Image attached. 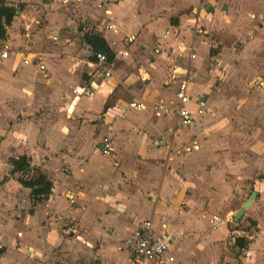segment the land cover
<instances>
[{
    "label": "crops",
    "instance_id": "crops-1",
    "mask_svg": "<svg viewBox=\"0 0 264 264\" xmlns=\"http://www.w3.org/2000/svg\"><path fill=\"white\" fill-rule=\"evenodd\" d=\"M199 1L4 0L16 10L0 40L9 53L0 61V264H129L126 241L144 220L168 234L178 264H264V90L252 89L264 86V0H246L247 15L257 25L239 53L245 67L236 71L245 70L251 80L249 97L226 98L218 88L210 99L208 83L188 81L195 59L187 58L190 47L176 43L173 50L184 61L169 69L159 52L166 45L152 48L157 42L172 46L168 14L188 5L195 15ZM96 15L109 21L100 29L113 54L107 79L90 76L85 66L93 59L81 39L82 25L93 30ZM69 26L59 53L53 47L61 39L57 33ZM108 32H122L137 49L114 51ZM224 54L220 62L234 53ZM33 56L41 58L44 73L21 64ZM181 79L191 97L205 99L200 113L188 104L192 125L202 116L195 133L177 127L173 95L166 98ZM194 85L201 91L192 96ZM82 87L93 91L73 93ZM116 88L122 96L104 108ZM58 101L65 115H54ZM132 102L142 109L129 107ZM102 143L108 155L100 154ZM186 145L192 150L183 154ZM21 155L51 183L41 201L16 181L19 174H10L8 161ZM69 192L76 194L72 204ZM235 238L246 247H236Z\"/></svg>",
    "mask_w": 264,
    "mask_h": 264
},
{
    "label": "rangeland",
    "instance_id": "rangeland-1",
    "mask_svg": "<svg viewBox=\"0 0 264 264\" xmlns=\"http://www.w3.org/2000/svg\"><path fill=\"white\" fill-rule=\"evenodd\" d=\"M212 1L215 2V6H211V3H205L206 0H200L198 3H201L202 5L199 6L195 15L191 14V7H189L188 5L183 6L176 13H171V15L168 14L170 19L169 22L171 24L170 29L172 31V35H174L175 43H173V45L171 46L168 43L161 44L157 42L156 44H153L152 48L155 50L156 48H158V44L162 46L166 45L164 49H159V52L164 53L162 61L169 69L172 64H175V62H178L179 60L181 62L184 61L183 57L178 56V51L173 50L176 43H181L184 44V46L186 47H190L191 53L195 55V59L194 62L191 64L192 68H194L192 72L193 77L188 75V81L189 83H208L209 88L206 92V99H210L213 91L218 88H221L220 93H222V95L226 98L231 95L239 98L249 97L250 94L247 92V87L251 80L249 78H245V70H242L241 73H238L241 69H244L245 67V60L239 55V53H243L245 43L244 41L248 38L247 35L250 29H252L253 26L257 25V21H253V19H251L249 15H247V11L249 10V8H247L248 4L246 0ZM206 6H209L207 10H205ZM14 10H16V8H14ZM64 12L69 18H71V11ZM214 12L217 13L216 16L213 17L212 14ZM25 14L27 15V12ZM32 15L33 14H28V21L31 24L37 26V20L33 19ZM193 16L194 19H192V23L186 21L188 18L190 19ZM181 19L185 22L183 26L178 24L179 20ZM92 20L93 30L81 24L82 29L86 28L85 30H87L88 32L91 31L95 34L102 35L100 29L106 26L109 21L105 20L100 15H96V19L92 18ZM95 26L97 28H95ZM178 26H180L181 29ZM163 27L165 28V31L169 29L166 24ZM129 28H131L130 25ZM85 30H82L81 32L84 33ZM62 31L72 32V28L71 26H69L67 30H61L57 33V37H60L61 41L58 40L57 44L53 45V47H55V49L59 53H62V47L60 46L64 41V33H62ZM184 32H186V34ZM124 37L125 36H123L122 38V32H117L114 35H112L110 32H108L107 34V38L109 40L108 43L114 51L123 49L133 52L134 50H136V41L132 43H127L124 46L122 45L123 40L127 39ZM3 40H5V37ZM4 49V44L0 43V51ZM221 52L225 54L228 52L234 54L232 57H228V59H223L224 61L220 62V60H218V56ZM237 55L240 57H238ZM9 63L10 62L8 61L6 64L10 66ZM183 64L184 63L180 65ZM8 66H5V69H8ZM3 67L4 66L0 64L1 71H4L2 70ZM187 68L189 69L190 66L187 65ZM236 68L241 69H237L236 71ZM174 89L175 85L169 86L166 91V98L171 97L173 95ZM189 90L192 96L198 94L201 91L197 85L189 87ZM58 103V105L60 106L56 108V110H54V115H65L66 109L63 106V103L61 101H58ZM114 115L117 114L114 112ZM201 118L202 116L199 119H196V123H194L191 127L182 131H187L189 129L188 132L193 130V132L195 133L194 129L198 128L199 124L201 125ZM183 135L187 138L188 136H190L187 134ZM185 147L186 149L184 150L183 154H187L189 153V151L192 150L189 145H186ZM179 149L180 148H178V150ZM176 174L178 175V173ZM246 193L248 192L246 191ZM239 225L241 226V224Z\"/></svg>",
    "mask_w": 264,
    "mask_h": 264
},
{
    "label": "built area",
    "instance_id": "built-area-1",
    "mask_svg": "<svg viewBox=\"0 0 264 264\" xmlns=\"http://www.w3.org/2000/svg\"><path fill=\"white\" fill-rule=\"evenodd\" d=\"M7 28V27H6ZM52 42L56 41L55 37L50 38ZM129 43L128 39L123 40L122 45ZM179 53L183 52L182 46L178 47ZM8 51L5 48L0 51V61L8 59ZM120 55L126 56L127 52L123 51ZM188 60L194 59V54H188ZM93 61L85 64L89 69V75L93 77H99L101 79H107L111 77V62H108L103 54L96 53L92 55ZM21 64L23 66L33 67L38 73H44L45 67L42 64V60L39 56L24 57L21 58ZM187 81L181 79L177 83L176 90L173 94V100L175 106L171 108V112L177 120V127L188 128L193 123L192 112L188 108V104H194L197 108V113L202 112L205 106V99L201 94L191 97L188 93ZM256 93H261L264 90V86L260 83L254 84L252 88ZM93 91L92 87L79 88L77 91L73 90V93L79 95H90ZM129 107L134 110L142 109V105L132 102ZM160 108V107H159ZM168 109V108H167ZM166 111V109H163ZM109 146L102 143L99 149L100 154L108 155ZM75 193L69 192L67 195V201L72 204L74 201ZM214 221L217 218H213ZM129 264H178L174 257L169 252L170 238L168 234L162 230H158L150 220H144L138 222L132 230L129 239L126 241Z\"/></svg>",
    "mask_w": 264,
    "mask_h": 264
},
{
    "label": "trees",
    "instance_id": "trees-1",
    "mask_svg": "<svg viewBox=\"0 0 264 264\" xmlns=\"http://www.w3.org/2000/svg\"><path fill=\"white\" fill-rule=\"evenodd\" d=\"M14 17V9L5 5L4 0H0V40H3L5 37V29L8 27ZM82 42L89 48L91 52V56L100 53L103 54L108 62L112 61L113 54L107 47V44L103 40V38L95 34L91 31H85L82 33ZM121 88H116L112 91V93L108 96L105 107L107 105L112 104L115 100L119 99L122 96L120 94ZM122 99L124 101H128L129 97L123 96ZM29 158L24 155L18 156L15 159H10L8 161L10 167V174H19L17 178V182L24 188L30 190V198L33 201H41L47 197L50 192L51 183L47 180L45 174L40 172L35 168H30ZM234 244L239 249L245 248L246 244L243 242L241 238H235ZM1 254V250H0Z\"/></svg>",
    "mask_w": 264,
    "mask_h": 264
},
{
    "label": "water",
    "instance_id": "water-1",
    "mask_svg": "<svg viewBox=\"0 0 264 264\" xmlns=\"http://www.w3.org/2000/svg\"><path fill=\"white\" fill-rule=\"evenodd\" d=\"M253 197H254V193H251V195H250V197H249V198H250L249 201H247V202H245V204H243L242 208H240V210L237 212L235 218L233 219L234 221H237L238 218L242 215L244 209L249 205L250 200H251Z\"/></svg>",
    "mask_w": 264,
    "mask_h": 264
}]
</instances>
